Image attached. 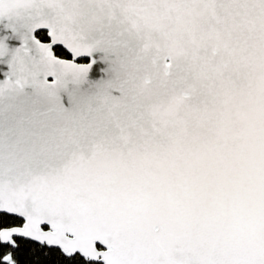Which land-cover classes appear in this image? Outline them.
Segmentation results:
<instances>
[{"label":"snow or ice","instance_id":"obj_1","mask_svg":"<svg viewBox=\"0 0 264 264\" xmlns=\"http://www.w3.org/2000/svg\"><path fill=\"white\" fill-rule=\"evenodd\" d=\"M0 264H264V0H0Z\"/></svg>","mask_w":264,"mask_h":264}]
</instances>
